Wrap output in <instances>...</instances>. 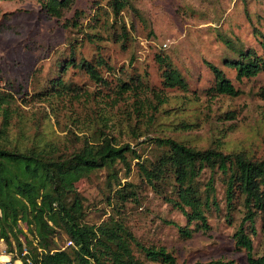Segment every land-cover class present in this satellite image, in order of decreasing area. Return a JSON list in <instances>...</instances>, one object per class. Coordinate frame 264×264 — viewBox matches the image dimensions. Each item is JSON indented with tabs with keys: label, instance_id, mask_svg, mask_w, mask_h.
Returning a JSON list of instances; mask_svg holds the SVG:
<instances>
[{
	"label": "rangeland",
	"instance_id": "1",
	"mask_svg": "<svg viewBox=\"0 0 264 264\" xmlns=\"http://www.w3.org/2000/svg\"><path fill=\"white\" fill-rule=\"evenodd\" d=\"M117 7L116 12L111 0H75L56 18L38 0H0V97L12 101L14 111L27 122L43 125L49 117L51 128L62 137L70 131L80 137L102 115V129L111 130L143 157L155 152L150 144L139 150L138 143L166 137L196 149L264 157V74L238 81L235 70L225 63L237 58L240 50L262 54L264 0H120ZM71 52L76 63L86 59L96 65L108 84L96 88L73 67L63 76L82 85L85 93L75 97L67 93L50 101L37 96L50 80L59 78L58 64ZM99 56L107 66L98 65ZM157 56L170 60L185 79L187 91L163 86L164 66ZM208 64L223 71L239 91L237 97L213 92L215 78ZM135 75L143 78L141 92L118 96V80L127 82ZM116 170L121 183L137 185L139 202L126 203L123 215L146 245L164 247L184 264L217 260L247 264L245 253L235 249L232 239L241 202L229 224L221 179L215 181L221 210L207 215V232H193L186 239L166 224L187 227L178 210L154 194L136 170L129 175L122 165ZM208 177L206 171L200 181ZM115 186L105 170L77 184L89 223H98L111 212L107 198ZM255 227L253 244L259 255L264 248L259 219ZM0 251L20 261L16 251L6 253L2 241Z\"/></svg>",
	"mask_w": 264,
	"mask_h": 264
},
{
	"label": "trees",
	"instance_id": "2",
	"mask_svg": "<svg viewBox=\"0 0 264 264\" xmlns=\"http://www.w3.org/2000/svg\"><path fill=\"white\" fill-rule=\"evenodd\" d=\"M38 1L56 18H61L75 2ZM111 1L117 12L120 0ZM261 48V55L240 50L237 58L225 60L235 70L236 80L264 74V41ZM156 60L164 66V87L188 90L185 79L169 59L157 56ZM97 63L107 66L101 56ZM58 67L59 78L50 80L47 88L37 94L43 100L85 93L82 85L63 76L73 67L86 74L96 88L108 84L91 61L81 59L76 63L73 52ZM208 67L214 74L215 94L239 95L222 70L211 64ZM142 81L138 75L127 82L119 79L117 95L139 94ZM11 103L6 96L0 97V241L5 243L6 253L16 251L22 264H184L164 247L146 245L127 226L123 215L125 204H137L139 191L133 183H121L117 165H122L127 175L136 170L154 194L184 216L187 227L166 224L175 226L186 239L193 232H207L210 228L207 215L221 210L215 189L216 179H221L226 187L225 217L229 224L241 202V218L232 235L235 249L245 253L247 264H264V248L258 255L253 244L258 234L257 219L264 239V157L253 159L211 147L196 149L169 137L148 138L138 143L142 144L139 150L150 144L155 152L143 157L129 144L121 143L111 130L102 129V115L81 131L80 137L71 131L62 137L60 131L51 128L49 117L43 125L38 121L27 122L18 116ZM73 140L76 143L72 144ZM101 170L108 172L116 184L107 198L112 209L98 223H89L77 184ZM206 171L209 177L201 182ZM191 224L196 227L194 230L189 229ZM68 241L72 246H65ZM206 264L237 263L217 260Z\"/></svg>",
	"mask_w": 264,
	"mask_h": 264
},
{
	"label": "built area",
	"instance_id": "3",
	"mask_svg": "<svg viewBox=\"0 0 264 264\" xmlns=\"http://www.w3.org/2000/svg\"><path fill=\"white\" fill-rule=\"evenodd\" d=\"M65 246L66 247L72 246V243L70 241H68ZM3 256L5 257L4 259H3ZM0 264H15V262L11 259V257H9L5 254V251H1V253H0Z\"/></svg>",
	"mask_w": 264,
	"mask_h": 264
},
{
	"label": "crops",
	"instance_id": "4",
	"mask_svg": "<svg viewBox=\"0 0 264 264\" xmlns=\"http://www.w3.org/2000/svg\"><path fill=\"white\" fill-rule=\"evenodd\" d=\"M0 252H1V251H0ZM17 263H20V264H22V262H21V261H17V260H16V261H15V264H17Z\"/></svg>",
	"mask_w": 264,
	"mask_h": 264
}]
</instances>
